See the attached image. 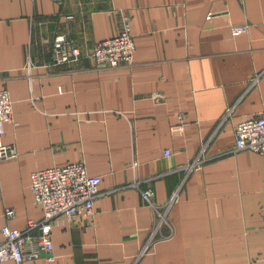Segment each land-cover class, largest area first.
I'll return each instance as SVG.
<instances>
[{
  "label": "crops",
  "instance_id": "crops-1",
  "mask_svg": "<svg viewBox=\"0 0 264 264\" xmlns=\"http://www.w3.org/2000/svg\"><path fill=\"white\" fill-rule=\"evenodd\" d=\"M119 9L132 16V65L53 63L58 33L87 53L118 32ZM263 68L264 0H0L3 141L17 149L0 159V212L17 213L0 227L43 218L37 169L83 161L102 177L93 217L55 225L54 259L22 264H264V153L235 150L236 125L264 113ZM149 187L156 203L177 198L172 235L142 253Z\"/></svg>",
  "mask_w": 264,
  "mask_h": 264
},
{
  "label": "built area",
  "instance_id": "built-area-1",
  "mask_svg": "<svg viewBox=\"0 0 264 264\" xmlns=\"http://www.w3.org/2000/svg\"><path fill=\"white\" fill-rule=\"evenodd\" d=\"M60 1V0H55ZM119 18L118 32L109 38L94 44L89 52L84 53L82 47L66 34L58 33L53 41L52 61L65 65L77 63L83 56L92 57L97 67H119L132 65L136 56V41L132 28V16L123 9L116 11ZM247 26H236L239 32ZM264 76V68L255 76L254 81ZM179 117L182 119L183 114ZM13 120V100L7 89H0V159L17 155L15 145L3 141L5 124ZM176 128L182 130L179 123ZM235 150L251 149L264 153V113L247 118L235 127ZM167 154L171 151L167 150ZM203 159L198 156L193 163L187 165L192 169ZM101 175L90 174L83 161L56 165L37 169L31 174V190L35 200L44 211L42 219H29L23 228L12 226L9 222L0 227V264L11 260L22 264L26 259L35 258L46 252L49 259H54L53 227L64 221L68 223H87L95 214V203L101 194ZM146 202L153 208L156 222L151 232L150 241L142 253L147 251L157 239L172 235L163 234V228L170 229L169 212L176 200L177 193L166 203H156L154 189L149 187L141 191ZM17 215L16 209L6 206L0 212V218L7 221ZM264 227V225H263Z\"/></svg>",
  "mask_w": 264,
  "mask_h": 264
}]
</instances>
